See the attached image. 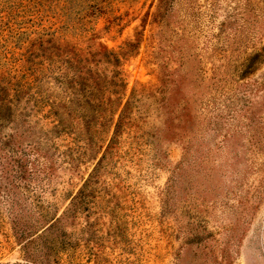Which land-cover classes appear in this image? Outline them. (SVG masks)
<instances>
[{
	"label": "rangeland",
	"instance_id": "obj_1",
	"mask_svg": "<svg viewBox=\"0 0 264 264\" xmlns=\"http://www.w3.org/2000/svg\"><path fill=\"white\" fill-rule=\"evenodd\" d=\"M39 36L119 57L116 96L131 104L115 143L106 122L78 140L74 112L63 116L75 127L48 144L50 119L31 107L61 91L32 71ZM0 73L30 83L20 105L36 135L24 140L21 116L20 148L44 172L14 188L0 156V264H48L40 237L54 217L74 246L56 264H264V0H10L0 5ZM87 181L84 208L64 217ZM32 222L20 240L18 225Z\"/></svg>",
	"mask_w": 264,
	"mask_h": 264
},
{
	"label": "trees",
	"instance_id": "obj_2",
	"mask_svg": "<svg viewBox=\"0 0 264 264\" xmlns=\"http://www.w3.org/2000/svg\"><path fill=\"white\" fill-rule=\"evenodd\" d=\"M9 1L0 0V5L6 7ZM95 6L98 7V4L91 5V7ZM47 34L49 35L50 33ZM32 43L34 47L38 45L37 54L34 51L31 52L34 57L37 56V59H33L34 67H32L35 78L44 81L52 80L61 91L60 93L47 92L45 96L37 100L31 107V110L44 112L45 117L50 119L47 120L50 122L48 124L50 127H45V129L40 131L46 136L48 144H51L56 134L60 135L61 131H65L70 126L72 128L75 127L73 123H68V118L63 116V113L73 116L72 113L74 112L75 117H79L84 128L83 133L78 135V140L82 136L85 138L88 136L87 139L93 141L94 136L96 138V134L101 131L99 127L106 122L107 124L111 123V128H114L111 143H115V139L121 129L126 125V113L131 104L130 102H126L121 108L122 98L116 96L120 94L125 85L121 71L118 68L120 63L119 57L103 45L94 53L87 52L86 54H81L69 44L63 46L57 45L53 38L47 39L45 42L43 37L39 36ZM52 43L55 45L48 46V44ZM132 46L133 43L130 42L129 47ZM101 63H104V66H106L103 70L99 69ZM29 86L30 83L28 81H22L14 76L0 73V156L5 155L3 159H6L10 167V171L6 173H10L14 180L13 185L9 184V186H13L14 188H18L24 184L22 182H26L28 176L38 178L41 173H44L36 168L35 162L30 163L27 149L20 148L22 147L23 139L20 137L21 132L18 126L22 119L21 116L24 117V122H27V126L23 130V135L27 134L24 140L27 136L30 138L36 135V129L34 126H31L28 117L29 110L25 105L24 107L20 105L21 99ZM28 97L30 102H32L31 96L29 95ZM18 103L19 111L16 112L14 105L16 106ZM15 113L17 114L14 116ZM8 126L11 127L12 131H3ZM40 142H35L33 147V151L38 155L37 151L46 149L42 145V141ZM89 185L90 182H85L83 188L72 197L71 206L66 211V216L64 217H76L78 212L84 208L83 206L86 204L90 190L88 188ZM23 188L28 190L30 185L28 184ZM39 207L43 208L42 204ZM50 213L49 209H43L40 216L50 219ZM60 224L61 221L58 220V217H54L48 233L40 237L42 240L40 250L43 252L42 256L45 257L44 259L48 264H56L60 260L58 259L59 252L65 251L68 253L74 247L71 241L65 238L66 235L62 234V231L59 229ZM34 226L35 222L28 225H18L17 234L19 239L26 240L33 232ZM35 243L32 240L23 243L25 255L32 260H36L34 256L38 246ZM31 245L35 246L33 247L34 249L31 248ZM39 262L43 261L39 260Z\"/></svg>",
	"mask_w": 264,
	"mask_h": 264
}]
</instances>
